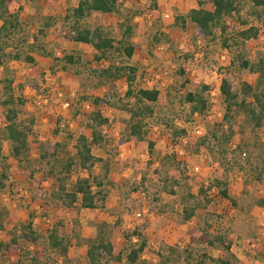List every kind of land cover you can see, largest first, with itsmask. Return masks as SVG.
Listing matches in <instances>:
<instances>
[{"label":"rangeland","instance_id":"obj_1","mask_svg":"<svg viewBox=\"0 0 264 264\" xmlns=\"http://www.w3.org/2000/svg\"><path fill=\"white\" fill-rule=\"evenodd\" d=\"M78 1L7 0L8 9L19 12L22 25L11 39H4L6 43L0 40V100L4 99L3 85L9 79L14 100L20 98L22 102L15 104L17 117L31 126V131L27 152L19 160L10 154L9 142L0 132V153L7 157L4 167H0V178L3 172L8 176L0 190V217L6 229L15 221H29L31 212L33 227L40 235L57 221L76 218L81 232L71 239L68 256L54 258L52 264H87L88 237L99 225L105 227L106 240H113L118 250L125 245L122 231L139 228L148 240L143 254L146 264H185L187 254L192 264H213L203 254L228 257L230 264H264V181H254L250 176L251 166L258 161L247 163L241 148H236L245 141L255 145L256 155L264 154V124L252 128L242 111L230 113V121H223L219 116V112L223 116L222 98L219 94L211 96L205 83L210 70L223 67L220 72L230 79L234 89H239L241 82L250 84L255 91L264 89V77L258 73L236 67L226 69L237 52L252 61L264 54V32L243 43L230 39L229 47L224 48L219 37H195L194 24L189 19L183 28L175 22L177 14L199 5L197 0H157V8L151 0H119L122 16L131 17L132 56L127 58L117 45L119 50L110 49L107 59L96 62L90 46L72 41L66 34L64 17ZM201 1L202 7L211 8L207 0ZM238 1L240 17L227 18L230 30L238 28L239 18L246 21L242 26H261L252 15L250 0ZM165 12L170 13V18L163 16ZM81 24L90 29L98 26L115 40L121 37L115 12H93L81 19ZM16 52L20 54L18 59L6 56ZM65 54L78 56L79 63L62 70ZM221 54L225 56L220 61L223 64L219 63ZM25 55H31L35 62L26 61ZM112 62L135 68L134 90L159 91L153 103L154 113L147 118L145 139L131 137L119 147L115 140L129 120L124 105L134 100L124 97L126 75L102 84L92 75L93 68ZM188 92L208 98L209 106L203 113L191 111V103L185 100ZM94 96L105 97L108 102L94 107ZM247 100H252L251 92ZM65 101L67 106H63ZM93 109L101 110L108 119L102 127L108 142L93 148L94 154L108 161L107 175L99 164L95 167V172L105 175L106 207L68 208L48 194L55 182L39 153L54 141L65 142L67 150L74 153L75 138ZM220 122L222 127H216ZM4 123L5 108L0 105V128ZM229 124L233 135L225 140ZM194 125L203 128L204 141L194 135ZM180 129L185 130L184 135H180ZM174 130L177 134H173ZM149 140L154 143L152 155L148 152ZM163 155L167 159L161 163ZM56 163L58 171L62 162ZM77 174L72 170L66 177L68 189ZM171 178L178 181L174 194L167 191ZM214 178L225 182L235 205L219 196L213 184L209 188ZM185 207L193 209L189 220L185 219ZM215 235L223 236L224 244L229 242L233 257L218 241L210 242ZM4 238L2 230L0 239ZM18 245L26 250L33 248L21 239ZM18 255L17 251L0 250V264H11ZM112 264L127 263L121 260Z\"/></svg>","mask_w":264,"mask_h":264},{"label":"trees","instance_id":"obj_2","mask_svg":"<svg viewBox=\"0 0 264 264\" xmlns=\"http://www.w3.org/2000/svg\"><path fill=\"white\" fill-rule=\"evenodd\" d=\"M211 5L210 9L197 7L189 9L185 14L175 16V22L181 28L184 27L186 19H189L194 24V36L202 39L220 38L222 46L228 48V41L232 39L234 42L243 43L247 40L256 39L261 32H264V0H250L252 7V15L255 20L260 22L257 24H248L245 20L239 18L238 28L230 30L231 26L227 21L228 17L239 16L240 4L238 0H207ZM152 6L157 8V0H151ZM199 5L202 1H198ZM121 4L119 0H79L77 4L68 10L65 15V21L68 26L67 37L72 41L86 44L91 47L93 57L96 62L103 58H108L110 49L119 50L121 46L123 54L129 58L133 53V44L130 42L133 27L131 24L130 15L123 17ZM100 14L115 12L118 14V22L122 29L121 37L117 40L104 35L102 29L98 26L90 29L81 24V19L91 13ZM126 13V12H125ZM240 17V16H239ZM21 22L19 20V12L17 10H9L7 0H0V40L11 39L13 34L21 30ZM163 34V33H155ZM155 39H158L155 35ZM26 41V39L24 40ZM5 42V40H4ZM6 43V42H5ZM116 43V44H115ZM118 45V46H117ZM7 57L18 59L20 54L16 52L12 56L6 54ZM24 59L30 63L35 62L31 55H25ZM2 59L0 58V64ZM64 63L61 65L62 70H68L79 63V57L73 54L64 55ZM236 67L239 70H247L249 72L258 73L260 77H264V54H261L256 60L252 61L237 52L234 61H231L226 69ZM223 70V67L219 68ZM78 71V70H77ZM92 75L100 84L110 83L118 80L126 75L127 88L124 93L125 98L133 97V104L124 105L129 112V120L126 124V129L118 134L115 140V146L125 144L131 137H136L140 140L146 137L147 118L153 115V103L158 99L159 91L157 88H132V82L135 79V68L129 65H118L114 62L105 67L93 68ZM11 80H7L3 85L4 99L0 100V105L5 108V123L0 128L2 136L9 142L10 154L19 160L23 154L27 152L29 143L30 127L24 122H21L17 117V107L15 104H21L19 98L17 102L11 94ZM207 88V86H205ZM251 92L252 100L248 101L247 96ZM219 95L223 101V116L222 120L230 121V113L242 111L246 113L252 128H258L264 124V89L255 91L253 87L241 82L239 89H234L230 79L223 75L219 83ZM185 100L191 103V111L203 113L208 106L209 100L207 97L195 93L188 92L185 95ZM94 107L108 102L105 97L94 96L91 98ZM30 123L32 120H29ZM108 119L104 116L101 110L93 109L87 115V120L84 128L79 132L74 141V153L67 150V144L61 141H54L47 145V148L39 153L41 161L47 163L50 167L48 173L53 177L55 187L50 188L48 194L59 203L68 208H88V209H103L106 203V193L104 191L105 175L108 171V161L97 156L93 152L94 147H103L108 142V138L103 133V125ZM223 123H216V127H222ZM180 135L185 134L184 129L179 130ZM173 134H177L174 130ZM225 140H228L233 135V130L229 124L228 132ZM243 133H241L242 135ZM206 135H202L201 141H204ZM229 137V138H228ZM1 146V142H0ZM148 152L153 153L154 143L147 142ZM236 148H241L245 154L246 162L250 164L253 159H256V165H252L250 176L254 181H264V154H255V145L241 141ZM61 157V159H59ZM165 158V159H164ZM167 158L163 155L164 162ZM7 157L0 153V167H4ZM56 161L62 162L60 170H56ZM53 164V165H52ZM102 168L105 175L95 172V167L98 165ZM75 170L78 172L70 189L65 184L66 177L70 172ZM6 172V171H5ZM8 178L6 174L1 173L0 190L5 186V180ZM178 181L171 178L170 186L167 191L171 194L175 193L174 186ZM214 185L218 189L219 196L229 200L235 205V200L229 195L225 182L219 178H214L209 188ZM13 191V186L11 189ZM39 195V194H38ZM189 198H194L188 194ZM185 219L189 220L193 215V209L184 208ZM30 219L26 223L15 221L13 226L6 229L3 220L0 217V231H5V238L0 239V250L10 252L17 251L18 258L11 264H52L54 258H66L68 256L71 239L78 237L81 232L80 224L76 218H67L60 220L50 226L43 235H40L33 227L34 213H30ZM66 230V233L63 231ZM122 231V230H121ZM105 227L99 225L97 231L88 237L85 256L87 264H112L116 261L124 260L127 264H146L143 254L147 251L148 240L145 234L139 229L122 231V236L125 239V245L121 249L113 240H106ZM25 240L33 245L32 250H26L18 245L19 240ZM219 244L224 245L225 251L231 257L229 242L224 244L223 236L215 235L214 240ZM190 254L184 256L185 264H192L188 261ZM213 264H230L231 260L228 257L222 256H207ZM199 263H202L199 260ZM177 264V263H176Z\"/></svg>","mask_w":264,"mask_h":264},{"label":"built area","instance_id":"obj_3","mask_svg":"<svg viewBox=\"0 0 264 264\" xmlns=\"http://www.w3.org/2000/svg\"><path fill=\"white\" fill-rule=\"evenodd\" d=\"M163 16L165 18H170V13L168 12H165L163 14ZM225 59V56L221 54L220 56V60H219V63L220 64H223L222 62L220 61H223ZM222 77V74L221 72L218 70V68L216 69H213V70H210L207 74V80H206V85L208 86V91H209V94L211 96L213 95H218L219 94V83H220V79ZM68 105V101H65L63 103V106H67ZM219 116L222 118V112H219ZM193 133L194 135L196 136H202L204 134V131H203V128L201 126H198V125H194V128H193Z\"/></svg>","mask_w":264,"mask_h":264},{"label":"crops","instance_id":"obj_4","mask_svg":"<svg viewBox=\"0 0 264 264\" xmlns=\"http://www.w3.org/2000/svg\"><path fill=\"white\" fill-rule=\"evenodd\" d=\"M198 1H199V0H197V2H196L197 4H199ZM197 7H202V6H201V4H200V5H197V6H193L192 8H197ZM190 9H191V8H190ZM123 145H124V144H123ZM120 146H122V145H120ZM105 207H106V203H105Z\"/></svg>","mask_w":264,"mask_h":264}]
</instances>
